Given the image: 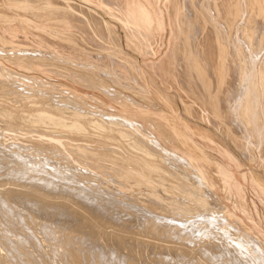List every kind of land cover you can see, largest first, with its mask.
Returning <instances> with one entry per match:
<instances>
[{
  "label": "bare ground",
  "instance_id": "bare-ground-1",
  "mask_svg": "<svg viewBox=\"0 0 264 264\" xmlns=\"http://www.w3.org/2000/svg\"><path fill=\"white\" fill-rule=\"evenodd\" d=\"M85 1L123 26L130 50L160 56L149 61V70L179 93L188 116L216 127L248 156L246 143L261 141L263 160L264 55L260 61L258 56L264 51V0H204L209 14L218 13L219 25L201 11L200 0ZM88 9L72 0H0V57L6 60L0 62V170L13 181L7 186L0 175V264H264L263 245L228 213L200 170L147 142L126 119L57 99L70 93L66 85L18 75L5 64L24 68L35 62L16 60L41 59L51 68L47 73L85 85L82 75L56 63L76 65L108 76L155 107L175 105L173 96L156 94L143 82L149 74ZM101 84L94 86L127 104ZM155 124L164 131L160 121ZM189 124L196 135L225 148L210 131ZM46 164L56 168L50 178L65 181L64 192L40 187ZM210 168L221 188L227 186L229 175ZM255 178L264 192V181ZM232 222L241 237L227 231Z\"/></svg>",
  "mask_w": 264,
  "mask_h": 264
},
{
  "label": "rangeland",
  "instance_id": "rangeland-1",
  "mask_svg": "<svg viewBox=\"0 0 264 264\" xmlns=\"http://www.w3.org/2000/svg\"><path fill=\"white\" fill-rule=\"evenodd\" d=\"M163 1H165V0H163ZM163 1L161 0L162 3H164ZM72 2H74L76 4H80L84 7H87V8H89L88 10H90V11L93 10V11L97 12V14L101 18H103V20L107 24H109V26L113 29L116 36H118L119 44L121 43L120 44L121 49L125 53L127 52L126 53L127 55L129 54L128 56L135 61L136 65H138L140 68H142L144 71H146L145 73L147 74V76L149 74L148 77L150 79L152 77V79L154 80V83L157 85V87L154 86L155 88H153V86H150L151 85L149 83L150 79H148V77H145V79L143 78V80H144L143 82H145V84L147 82L146 85H148V87L153 92H155L156 94H158V92L160 91V92L165 93L169 96H173L175 105H173V104L170 105V103L165 102L164 104L158 105L155 107L153 104L148 102L146 99H144L142 97L140 98L139 95L137 96V93L134 92L133 90H129V89L127 90L124 87L121 88L120 85L115 83L112 79H109L108 76H105L102 73H93L91 71H88L89 72L88 73L87 70H85V68L80 67L81 68L80 69L76 65H72V66L70 65L71 66L70 67V66H68V65L66 66L62 63H60V65H59V63L58 64L56 63L57 68L68 69L71 71V73L73 72V73L82 75V77L80 76L82 79H84V80H82V83L85 82V85L89 84L90 86L89 85L85 86L84 84H79V82H76L71 78H69V79L68 78H61V77L59 78L55 74L47 73L46 69H48L49 66L44 67V65L42 64L43 60H41V59H39V60L34 59L35 61L33 59H29V58H22V59H18V60L15 59L16 61L24 62V64H26V62L27 63H34L35 62V65H32V64L27 65L26 64V66L32 68L33 71H27L26 66H25L26 68L25 67L23 68L22 66L19 65L20 67L19 66L18 67L21 68L19 70V68L17 66H15V64H12V63H5V64L8 67L14 69L18 75H22L25 77L26 76L27 77H43L44 80L50 81L52 83H55V84L62 83L64 85H66V87L69 89V92L70 93L74 92V93H76V95L73 93L72 94L63 93L62 96L57 95V96H59V97H57V99H61V100L63 99L64 101H66L68 99L70 101H73L75 104L77 102L81 108L86 109V110H88L91 113L96 114V115H103V116H106L109 118L119 117V118L126 119L127 121L132 123V125L135 127V131L139 134V136H141L147 142H150V141L158 142L166 150L176 154L177 156L182 158L185 162H188L193 170H200L204 174V176L212 183L213 191L216 193V196L219 197V199L224 204V206L227 207L228 213L233 218L241 220L243 223V226L245 225L246 227H248L250 229V231L258 238L261 245H263L262 248L264 249V192L257 186L256 178H255V176H256V177H259L262 181H264V161H263L264 158L262 160V158L260 157V155L262 156V152H263V151L261 152V150H262L261 141H259L260 144H256V145L249 142L248 144L250 146L246 143L247 147L249 148L247 150L252 151V152L249 151V153H250L249 155L251 156L250 157V156H248L242 152V150L244 149L242 145L238 144L239 145L238 146L236 144L237 142L233 143L229 137H227L225 134H221L223 132H221L220 130H217L216 127H215L216 128L215 129L209 123L204 124V122H201L199 120H195L191 116H188V114L186 113L187 108L184 106L182 99L179 97V93L173 88L168 89V88L164 87V85H162L163 83L161 82L160 78L157 77V75L155 73H153V71L149 70L150 68L147 65V64H149V61L150 62L158 61L160 56H156L157 58L156 57L154 58L152 56H148L145 58L144 56L140 55L138 52L134 51L133 49L130 50L129 47L127 46V42H126L127 37H125L127 34H126V31L124 30L123 26L121 24L117 23L118 21H116L115 19H111L110 16L106 15L102 7H100L101 8V10H100V8L94 6L90 3H87L85 0H72ZM194 2H196V0ZM197 2H199V3L201 2V4H203L202 7L200 6L201 4H199L202 12H204V13H205V11L208 12V10H206L205 6H204V3H205L204 0H200ZM203 6H204V8H203ZM203 9H205V10H203ZM209 13H210V9H209V12L207 13L208 18L211 19L210 21L211 22L213 21V23L215 22L216 24H218V21H217V18L219 19L218 13L217 12H211V14H209ZM216 14H217V18L215 17ZM213 18L216 19V21L213 20ZM166 19H167V17H166ZM167 28H169V27L166 26V28L164 30L165 32L163 33L164 34L163 40H165L166 42L162 41V43L164 42L163 44L165 45V47L168 45L167 38L170 36V34H169L170 29H167ZM228 45L230 46L229 42H228ZM27 48L33 49L32 47H27ZM164 50H165V48L163 49V51ZM163 51H161L160 54ZM262 52H260V54L258 56L259 61L262 59V57L264 55V51H262ZM10 60H14V59H10ZM4 61L6 62V60H4L3 57H0V62L4 63ZM40 61L42 62L41 64H40ZM13 65L15 66V68L13 67ZM76 67L79 68V70L76 69ZM22 68L24 71L22 70ZM39 68H41V69H39ZM42 69L45 72H43ZM49 69H51V68H49ZM34 72H36V73H34ZM102 75L105 77H102ZM94 84L106 85L109 88H111L114 92L123 95V97H125L127 99L126 100L127 104H125V105L118 104L115 100H113V98L110 95H109L110 97L108 96L107 91H105V90L102 91L101 88H99V89L97 88L98 89L97 90L96 86H94ZM90 87H92L93 89ZM156 88H158V89H156ZM105 92H106V94H105ZM113 101H115V102H113ZM126 105H129V106H126ZM174 109H175V111H174ZM159 121H160V123L163 124V126H166V127H164V131H162V130L158 131L157 124H155V123L158 122V124H159ZM189 123L197 125V126L199 125L200 127L205 128L207 131H210V133H212L213 135H215L219 138V140L224 144L225 148L220 147L217 144L211 143L208 140L199 137V135H196V133H194L192 131ZM256 127H258V125H256ZM217 131H219V132H217ZM260 133H262V132H260ZM163 134H165V135H163ZM167 137L169 139H167ZM175 139H177L179 142H177V140H175ZM0 140H2V139L0 138ZM189 140L191 141V143ZM188 141L191 145L189 143H186ZM194 145H196L195 146L196 149L194 148ZM199 145H201V146H199ZM240 146H241V149L239 148ZM199 148L203 149V151H205L204 154L205 153L206 154L201 155L202 154L201 153L200 155H198L200 153ZM197 149H198L199 153H198V151H195ZM259 152H261V153H259ZM52 155H54V156H52ZM50 156L52 157V160H53V158L55 157V154L52 153ZM201 156H203V158ZM68 158H70L69 159V161L71 160L70 162L74 161L75 163L80 164L73 157L69 156ZM72 158H73V160H72ZM0 159H2V158H0ZM186 159L189 161H187ZM26 161H28V159H26ZM66 161H68V160H66ZM212 161L217 162V163H213ZM52 162L55 163V160H53ZM205 163H207V164L205 165ZM8 165L11 166L7 162L5 164V168L8 167ZM28 165L33 166L34 164L32 162L30 163L28 161ZM209 165L211 167H217L218 166L219 171L221 173H222V171H224V173L229 175V177H228L229 182L227 183V186H225L224 188H221L219 183L214 180L215 178L213 176V173H212ZM47 166H51V165H48V164L45 165V170H49V171L44 170L43 171L44 175L42 174V176H40V177H43V178H41L42 179L41 180L42 185H40V187L44 188L46 186L45 187L46 189H54V190H56V187H57L58 191L61 189L60 191L64 192L65 191L64 186L66 185L65 181L63 180V182H62V179H54L53 180L54 177L50 178L51 176H50L49 172L50 171H51L50 173L54 172L55 171L54 169H56V168L48 167L49 168L48 169ZM78 166L80 168H81V166H83V168L85 167L84 165H77V167ZM52 167H54V166H52ZM79 167H78V169H79ZM83 168H81V169H83ZM7 169H9V168H7ZM85 169L86 168H84V170ZM4 170H6V169H4ZM84 170H82V172H84ZM0 171H1L0 175H3L2 179L5 178L7 183L4 182L5 180L4 181L2 180L0 182H2V183L4 182L5 184H7V186H11L10 182L12 183L13 181H8V180L12 179L10 174H9V170H8V174H9L10 179H8L9 177L7 178L8 175H4V173H3V172H5V174H6L7 170L6 171L0 170ZM85 171L87 172V170H85ZM34 172L36 174V171H34ZM224 173H222V174L224 175ZM32 174H34V173H32ZM66 174L71 176L72 172H70V173L66 172ZM103 174L105 175L104 177L106 179H108V181H112V179L109 178V176L107 177L106 173H103ZM45 175L47 176V178L46 177L44 178ZM47 179L50 182L48 184L46 183ZM109 179H111V180H109ZM48 180H47V182H48ZM56 180H58L59 182H57ZM8 183H9V185H8ZM68 183H70V182H68ZM104 183L107 184V181H104ZM62 187H64V188H62ZM232 225L234 227L228 225L227 227L229 229L226 228L228 232H229V230L231 231V232H229L230 235L233 236V234H231V233H235V234L242 233L241 228L238 227L237 223L235 224V222H232ZM240 235H242V234H239V236L237 235L234 237L239 238V237H241Z\"/></svg>",
  "mask_w": 264,
  "mask_h": 264
}]
</instances>
